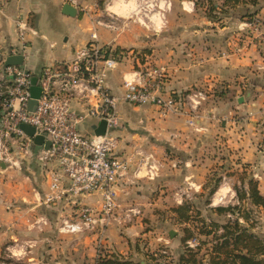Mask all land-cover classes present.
I'll return each mask as SVG.
<instances>
[{
	"label": "crops",
	"instance_id": "crops-1",
	"mask_svg": "<svg viewBox=\"0 0 264 264\" xmlns=\"http://www.w3.org/2000/svg\"><path fill=\"white\" fill-rule=\"evenodd\" d=\"M122 1L129 5L132 0H110L106 5L105 10L113 19H119L116 7L119 8ZM67 2L8 0L3 7L0 3V43L6 46L18 43L15 22L18 16L24 15L37 32L28 35L30 42L26 57L29 56V63L25 68L38 73L44 65L72 58L75 51L90 40L92 27L89 28L88 23L78 16L63 14L62 8ZM77 2L80 6H74L78 10L98 12L92 16L103 12L97 0ZM159 2L154 0L156 4ZM188 5L189 11L196 12L194 0H188ZM259 9L258 15H264V0H260ZM129 12H132L133 21L128 19L130 21L125 25H118V21L111 19L117 25L113 28L104 25L101 36L98 33L101 24L94 23L98 38L101 42L104 35L109 39L104 43L122 48L153 46L154 55L160 57L155 63L166 69L164 97L205 82L214 85L215 91L225 87L228 93L211 96L205 103L198 131L189 126L187 117L164 116L157 105L120 102L119 154L127 156L143 148L146 152H153L162 166L155 179L135 177L133 170L120 178L119 200L129 197L128 192L135 188V184H139L137 198L142 200L150 195L146 186L154 184L161 193L175 189L171 199L179 203L185 199L182 190L188 189V184L201 187L206 182L205 176L213 170H220L228 178V192L234 193L230 183L242 186L238 178L245 175L255 178L264 194V26L250 29L246 25L248 22L239 19L240 14L246 12L240 4L232 19L221 26L203 17L202 21L193 20L184 27L180 26L174 36L166 40L159 33L150 36L138 23L139 11L130 8ZM152 17L157 22L161 12H155ZM240 26L246 30L240 31ZM257 36L263 40L253 39ZM132 67L123 62L112 71L109 85L114 92L123 91V76L130 73ZM88 122V125H94L95 119ZM46 168L40 170L46 178L38 185L33 182L18 184L0 178V264H14L6 259L9 258L8 246L13 243L18 245L14 251L17 256L10 258L25 264H97L98 258L105 254L128 258V242L121 234L123 232L118 233L117 229L122 223L114 222L107 227V244L102 245L107 250L102 254L99 245L100 240H104L100 237V229L78 234L58 231L60 218L75 215L80 205L89 204L99 209L102 193L98 191L47 204L44 199L49 191ZM0 176H3L2 172Z\"/></svg>",
	"mask_w": 264,
	"mask_h": 264
},
{
	"label": "built area",
	"instance_id": "built-area-1",
	"mask_svg": "<svg viewBox=\"0 0 264 264\" xmlns=\"http://www.w3.org/2000/svg\"><path fill=\"white\" fill-rule=\"evenodd\" d=\"M7 1L0 0L1 7ZM68 2L78 6L77 0ZM111 19L97 23L113 28L115 23ZM15 23L18 43L7 46L0 43V161L21 168L22 163L36 158L46 166L49 191L44 199L47 203L65 198L73 200L100 191L101 207L80 205L75 215L61 217L59 232L78 234L100 229L101 237L114 222L130 221L142 212L138 205L122 208L119 179L131 170L135 177L155 179L162 166L153 152H146L143 148L127 156L119 154L120 102L157 105L165 114L187 117L189 126L198 131L209 92L195 87L179 96L174 93L164 97L166 69L151 61L132 67L130 73L123 76V91L114 92L109 85L112 71L129 58L136 59V51L101 43L95 26L90 40L70 59L44 65L38 73L23 64L6 65L11 55L26 57L30 42L28 35L30 32L37 34L26 16H18ZM34 77H37L41 95L36 109L30 110L28 105L32 99ZM90 119H95L91 125L94 131L86 133L83 124ZM102 120L106 121L105 133L97 134L95 128ZM22 123L33 126L35 135H43L45 141L49 140L50 148L46 149L44 144L36 145L34 137L20 128ZM224 182L227 183L226 177ZM182 193L188 196V189H183ZM42 220L47 223L44 218ZM200 245L197 236L186 241L189 248L197 249ZM17 246L16 243L8 246L9 257L17 256L14 252Z\"/></svg>",
	"mask_w": 264,
	"mask_h": 264
},
{
	"label": "rangeland",
	"instance_id": "rangeland-1",
	"mask_svg": "<svg viewBox=\"0 0 264 264\" xmlns=\"http://www.w3.org/2000/svg\"><path fill=\"white\" fill-rule=\"evenodd\" d=\"M194 1L196 12H191L188 10V0H160L158 4L154 3V0H132L129 5H126V3L122 1L120 3L121 6L119 8L116 7V10L120 14V16L118 15L119 19L113 20L118 21V25H125L127 23L126 21H133V18H131L132 12H129L131 8L132 10H136L141 13V18L138 23L144 27V29L150 34L151 37L154 34L159 33L162 37H164V39L168 40V37L174 36V34L179 30L177 28H179L180 26L184 27L193 20L202 21L203 17H206L212 23H216L217 25L221 26L225 21H229L228 19H232V17L234 16L233 13L235 12V9L238 7V5L241 4L243 7H245L246 12L241 13L239 19L248 22L249 25H246H248L250 29L257 30V28L259 29L260 26H264V15H258V12L260 11V0H256L255 3L253 2V0H242L240 4H237L235 6L224 5V0H213V2H215L217 6L213 10H211V3L209 0ZM108 3H110V0H97L99 9L103 11L98 16H92L98 12L91 11L90 9H80L77 16L81 20H84V22L88 23L89 28L93 27L94 23H97V21L99 20L102 22H108L112 18V16L109 15L105 10L106 5ZM78 6L80 5L78 4ZM154 11L161 12V18L157 20V22H155V19H153L152 17L155 13ZM254 24L256 26H254ZM116 25L117 24H115V26ZM101 26L102 27L98 28V33L100 36L101 32L105 31L104 25L101 24ZM239 30L244 31L246 29L240 26ZM239 37L242 38L243 36L240 35ZM101 38V43H104V41L109 40L104 35H102ZM253 39L263 40L261 36L253 37ZM169 45L173 46L172 44ZM122 49L126 51H129L131 49L136 51V59L129 58V61H126L130 63L133 67H136L139 64H142L147 61H151L152 64L157 65L155 63L156 59H160V57L156 53L154 55L153 51L155 48L150 45L132 46L129 48L126 47ZM28 63L29 56L26 57L24 66L27 67ZM195 87L207 89L209 92V98L211 96L215 97L220 94L228 93L225 91V87H222L221 91H215L217 89L211 83L209 84V82H205V84L203 85L194 86L193 88ZM187 91L188 89L184 91H177L176 95L179 96ZM160 112L164 116L176 115L172 113L165 114L161 109ZM88 124L89 122H86V124L84 123L83 129L86 133H91L92 131H94V128ZM30 160L31 161L22 163L21 168L10 167L9 171L6 170L8 166L5 168L0 167L2 168L0 172H2L3 174V176H0V178L4 181L9 180L18 184H24L26 182H33L32 184L34 185L40 184L46 178L45 173L40 172V170L46 166L38 162L36 158H32ZM220 178H222L221 181ZM205 179L206 182L201 187L191 186L190 184H188V196L185 195L184 201L179 203L175 202L174 199H171L172 193L174 194L176 191L175 189H168V191L165 188L166 190H164V193H161V191L154 187V184V186H146V192H150L149 196L143 198L142 200L138 199L136 188L139 184H135V188H132L131 191L128 192L129 197L125 199L121 198L122 200H119L122 203V208H130L134 205H138L142 209L140 215L134 216L130 221L123 222L122 227L119 226L117 228L118 233L123 232L121 234L128 242L127 245L130 248L129 255L126 259L124 258V256H113L117 257L120 260H131V264H137V262L144 263L148 259L153 260L152 258H156L158 262H160V264H177L180 254L183 252V250L187 249V237L185 236L190 234H194V236L200 238L201 243H203L202 252H207V248H210L211 245L215 243L214 241L217 240V237L224 232L222 226L227 223L228 219H235L237 217L232 214L227 215L225 213H220L219 211H217V208L221 206H228L231 204H239V200L237 199V193L235 192L234 185L230 182L228 183L231 184V188L234 193L230 191L228 192V184H225L224 176L220 170L211 171L205 176ZM227 181H229L228 178ZM224 195H226L225 198ZM160 196L162 197L161 199ZM185 203L191 206V209L189 211L190 221H188V219L181 218L180 213L175 210L176 207L182 206ZM47 204L53 205L54 202ZM245 206L249 207L247 204L241 205L242 208L240 211L242 214L245 213L248 216L249 220L245 221V219H243L242 216L239 215L241 216L240 222H242L247 228H251L250 230L252 232H256L258 234L263 235L264 215L262 209L259 210L256 208H250L249 211ZM60 220L58 223V231L60 226ZM214 222L216 224H219L220 226L218 228L213 229L215 231L213 234H204L205 231L211 230L210 226ZM170 230L176 231L173 237L170 235ZM99 233L101 234V231H99ZM101 238L104 241L102 242L100 240V254H102V252H106L107 250V248L104 247L107 244L106 239H108L106 238V231L103 232V236H101ZM11 241L14 240L11 239ZM70 242H74L73 239H70ZM103 256L108 255L105 254ZM6 259L10 260L14 264H25L18 260L14 261L10 257H6ZM6 259H4V261H7Z\"/></svg>",
	"mask_w": 264,
	"mask_h": 264
},
{
	"label": "trees",
	"instance_id": "trees-1",
	"mask_svg": "<svg viewBox=\"0 0 264 264\" xmlns=\"http://www.w3.org/2000/svg\"><path fill=\"white\" fill-rule=\"evenodd\" d=\"M211 3V10L215 9L216 3L213 0H209ZM242 0H224V5L235 6L240 4ZM255 3L256 0H253ZM222 178H220L221 181ZM242 186L235 185L234 189L237 193L239 204H231L228 206H221L217 208V211L225 214H232L237 216L235 219H228L227 223L222 226L224 232L217 237L213 245L207 248V252L203 251V243L197 248H189L183 250L180 254L177 264H264V234H258L252 232L249 228L244 226L240 222L242 216L245 221L249 218L245 213H241V205L247 204V210L262 209L264 215V194L259 189L258 181L245 175H240ZM244 185H247L246 188ZM191 206L183 204L175 208L180 213L181 218L188 219L190 221L189 211ZM241 215V216H239ZM264 222V216H263ZM214 226V227H213ZM216 226V227H215ZM220 225L215 222L209 227L211 230L205 231L204 234L211 235L215 231L214 228H218ZM186 241L195 237L194 234L185 236ZM211 243V244H212ZM210 249V250H209ZM153 260H146V262L137 264H160L156 258ZM131 260H120L115 256H100L98 258V264H131Z\"/></svg>",
	"mask_w": 264,
	"mask_h": 264
},
{
	"label": "water",
	"instance_id": "water-1",
	"mask_svg": "<svg viewBox=\"0 0 264 264\" xmlns=\"http://www.w3.org/2000/svg\"><path fill=\"white\" fill-rule=\"evenodd\" d=\"M79 10L76 6L72 5L71 3H65L62 8V13L68 16L75 17L77 16ZM25 57L22 54L18 55H11L6 60V65H22L24 64ZM37 77L33 78V86L31 88V96L32 99L29 102L28 108L30 110H35L37 106V99L41 95V88L37 84ZM242 101V99L240 100ZM20 128L29 136L34 137V142L36 145H43L46 149H49L51 146V142L49 140L45 141V137L43 135H35L36 129L26 123H22ZM106 128V121L102 120L98 126H96L95 130L97 134H104ZM0 167L5 168L7 164L3 161H0ZM176 231L170 230V235L173 237Z\"/></svg>",
	"mask_w": 264,
	"mask_h": 264
}]
</instances>
